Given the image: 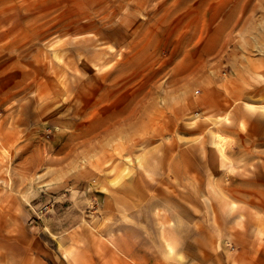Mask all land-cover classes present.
Returning a JSON list of instances; mask_svg holds the SVG:
<instances>
[{"label": "rangeland", "instance_id": "374dc122", "mask_svg": "<svg viewBox=\"0 0 264 264\" xmlns=\"http://www.w3.org/2000/svg\"><path fill=\"white\" fill-rule=\"evenodd\" d=\"M244 246L264 249V0H0V264Z\"/></svg>", "mask_w": 264, "mask_h": 264}, {"label": "crops", "instance_id": "0c3cea01", "mask_svg": "<svg viewBox=\"0 0 264 264\" xmlns=\"http://www.w3.org/2000/svg\"><path fill=\"white\" fill-rule=\"evenodd\" d=\"M170 205L169 203H149V211H148V216L149 219L152 218V215L156 214L157 211H155L157 209V207H161V206H167ZM155 212V213H154ZM177 214H181V213H177ZM177 214H172V212H168L169 217H173V216H177ZM174 219L176 220L175 224H174V229L171 230V228L168 231V240H166V242L163 244L166 248V252L168 254H170L173 251V247L176 249L175 250V257H179L180 259L184 256H188L189 255V245H188V235L184 232L183 230V224L182 221L179 219V217H174ZM134 235H136V231H134ZM198 243L195 244L194 247L198 248ZM252 242H246L245 246L252 247ZM171 246V247H170ZM244 246V255L242 257V259L237 258V256H235V258H233L236 262L237 260V264H264V249L260 248V250L257 251H253V250H249ZM157 249V247H155V250ZM153 252L151 251V254ZM246 255V257H245ZM174 264H180L179 259L172 261ZM171 262V264H173ZM227 264H231L230 260L227 261ZM236 264V263H234Z\"/></svg>", "mask_w": 264, "mask_h": 264}]
</instances>
